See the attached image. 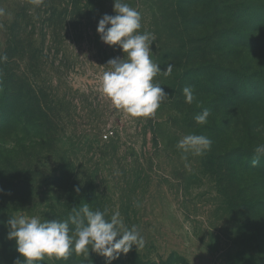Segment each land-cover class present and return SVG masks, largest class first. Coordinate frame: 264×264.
<instances>
[{"label": "rangeland", "instance_id": "obj_1", "mask_svg": "<svg viewBox=\"0 0 264 264\" xmlns=\"http://www.w3.org/2000/svg\"><path fill=\"white\" fill-rule=\"evenodd\" d=\"M124 2L141 13L139 31L154 34V62L161 70L173 65L171 75L154 77L169 99L151 118L129 116L99 91L107 61L124 55L96 32L104 14L115 15L113 0H43L38 6L0 0L6 13L0 55L7 56L0 62V93L20 97L14 129L2 138L0 200H22L18 193L29 178L33 203L14 216H70L84 203L93 211L103 204L108 219L118 210L146 244L111 264H131L134 256L140 264H264L257 171L251 161L247 173L235 172L226 157L235 147L247 148L243 126L215 112L212 94L201 88L206 78L197 77L200 56L209 53L211 30L202 14L211 0ZM185 87L193 89L191 104ZM204 108L211 114L200 125L195 117ZM106 131L113 134L103 140ZM189 134L209 137L211 149L200 156L183 152L177 144ZM91 253L95 263H84L108 264Z\"/></svg>", "mask_w": 264, "mask_h": 264}, {"label": "clouds", "instance_id": "obj_2", "mask_svg": "<svg viewBox=\"0 0 264 264\" xmlns=\"http://www.w3.org/2000/svg\"><path fill=\"white\" fill-rule=\"evenodd\" d=\"M37 6L43 0H33ZM115 15L104 14L98 21L96 32L100 40L109 45H118L123 57L109 59L99 81V91L114 108L134 118H151L161 104L169 99L161 84L154 82L158 74L169 76L173 65L169 63L164 70L152 59L151 45L155 41L152 33H141V13L124 0H113ZM0 8V16L5 15ZM108 26V27H106ZM6 55H0V62L6 61ZM183 94L186 103L195 99L193 89L185 87ZM210 110L204 108L195 117L200 125L208 123ZM213 141L205 135L189 134L178 141L177 147L185 153L203 155L211 149ZM257 157L264 155V144L254 149ZM259 159H254L256 166ZM79 189H77L78 191ZM104 211L83 206L67 220L41 219L40 216L18 214L7 221V238L15 241L16 251L23 257L14 264H38L45 257L67 260L75 252L88 258L90 250L111 264L121 253H128L133 247L142 250L146 241L136 226L130 229L125 225L120 212H113L110 219ZM70 224L74 228H70Z\"/></svg>", "mask_w": 264, "mask_h": 264}, {"label": "trees", "instance_id": "obj_3", "mask_svg": "<svg viewBox=\"0 0 264 264\" xmlns=\"http://www.w3.org/2000/svg\"><path fill=\"white\" fill-rule=\"evenodd\" d=\"M210 5L208 14H202V20L208 21L211 30L204 48L209 53L200 56L204 61L196 68L200 73L197 77L206 78L200 82L204 85L201 88L212 94L215 112L222 111L225 122L229 120L242 124L241 132L246 137L240 140L246 142L247 148L235 147L226 157L235 172L240 168L239 172L246 173L251 166L249 163L259 159V163L253 167L257 171L256 182L261 188V198L264 197V155L257 157L254 149L264 144V0H225L223 4L219 0H211ZM198 24L202 26L201 22ZM12 92L0 93V150L2 138L13 131V119L20 112V97ZM2 155L0 151V159ZM16 177L9 178L14 181ZM22 184L26 187L18 193L22 200H0V264H14L18 259L23 260L16 251L15 241L7 238L8 219L33 203V200H29L34 192L32 180L28 178ZM99 209L104 211L105 206L100 204ZM68 217L64 213L44 214L47 220L64 221ZM52 259L53 264H88L84 261L95 260L92 253L85 259L75 252L67 260ZM115 262H119V258ZM131 264H140L138 257L134 256Z\"/></svg>", "mask_w": 264, "mask_h": 264}, {"label": "built area", "instance_id": "obj_4", "mask_svg": "<svg viewBox=\"0 0 264 264\" xmlns=\"http://www.w3.org/2000/svg\"><path fill=\"white\" fill-rule=\"evenodd\" d=\"M113 132L112 131H106L104 132V134L102 135V139L103 140H108L109 138H111Z\"/></svg>", "mask_w": 264, "mask_h": 264}]
</instances>
